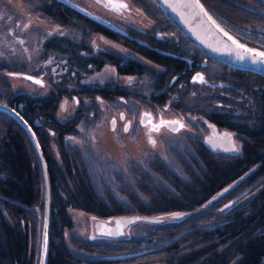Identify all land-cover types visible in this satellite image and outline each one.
<instances>
[{
	"label": "trees",
	"instance_id": "obj_1",
	"mask_svg": "<svg viewBox=\"0 0 264 264\" xmlns=\"http://www.w3.org/2000/svg\"><path fill=\"white\" fill-rule=\"evenodd\" d=\"M30 1L67 29L45 39L37 55L40 67L36 72L45 73L51 88L39 95L13 92L0 72V103L13 107L31 126L47 164L50 232L46 264H264V74L206 56L155 0H131L152 20L146 30L130 25L116 29L67 0ZM200 1L231 32L264 47V0ZM96 32L121 51L94 46L87 38ZM168 32L174 36L162 37ZM212 61L225 70L213 76L216 84L202 70ZM197 74L205 82L194 81ZM140 75L149 76L150 89L145 94L134 88L140 84ZM198 86L213 92L195 105L199 109L186 108L188 96L184 95ZM67 94L77 97L79 105L61 121L55 108L61 95ZM173 94L178 96L169 99ZM94 98L112 102L132 98L154 105L169 99L176 109L200 114L215 127L233 131L239 149H211L199 138L189 139L196 155L190 156L191 162L178 163L182 176L154 156L146 169L131 162L130 183L118 179L123 200L106 188L101 196L93 189L78 151L63 138L74 133L76 123L86 115V121L95 117L88 113V108H96ZM50 131L58 159L49 145ZM200 205L204 211L190 213ZM67 207L101 217L163 216L139 237L97 241L69 233L73 250L65 238L64 228L73 227ZM42 213L43 180L33 144L23 126L0 109V264H37Z\"/></svg>",
	"mask_w": 264,
	"mask_h": 264
},
{
	"label": "rangeland",
	"instance_id": "obj_2",
	"mask_svg": "<svg viewBox=\"0 0 264 264\" xmlns=\"http://www.w3.org/2000/svg\"><path fill=\"white\" fill-rule=\"evenodd\" d=\"M68 1L116 29L123 30L130 25L146 30L152 24V20L141 7L131 0H111L112 3L127 5L126 8L117 10L105 6L109 4V0ZM34 5L30 0H0V66L1 64L7 66L0 67V72L9 81L13 92L24 91L31 95H39L47 92L51 85L44 72H36V69L40 67L37 55L45 39L55 34L65 33L67 29L37 10ZM172 36H174L172 32L162 34V37L166 38ZM87 40L94 46L103 47L106 50L115 51L118 48L121 51V48L97 32L89 35ZM151 64L153 63L150 62ZM206 65L207 70L202 69L205 78L208 81L213 80L216 84L218 81L213 76L225 70L213 61ZM140 76V84L134 88L145 94L150 89L147 87L149 76ZM199 76L203 77L202 74ZM194 77H198V74ZM37 80L41 83H36ZM196 82L199 83L201 80L197 78ZM210 92L213 91H203L199 86L195 90L187 91L186 94L184 92L185 95H182L188 96L185 98L187 103L184 101V105L187 106L186 108L194 106L199 109L200 107L195 105H201L205 95H209ZM176 96L178 94H173L169 99ZM94 99L96 108H88V113L95 117H90L91 120L86 121V115L76 123L75 132L65 134L63 138L78 151L80 158L87 166L93 189L101 196L104 195L103 191L106 188L119 200H123L118 190V179L130 183L133 177L130 170L131 162L134 166L146 169L147 161L154 156H158L172 171L182 176L183 171L178 163L191 162L190 156L196 155L194 150H191L190 141L192 140L189 139L203 140V137L209 134L207 119L200 114L183 112L179 107L176 109L169 105V99L163 105H154L147 103L146 100L132 98L127 100L119 98L114 102ZM83 101L86 102V99ZM78 105L77 97L71 94L61 95L55 108L56 118L61 121L69 118ZM142 114H144L143 120H141ZM112 118L113 124H111ZM167 120L180 121L183 127L178 124L177 128L170 129L162 123ZM157 125H160L158 131L154 130ZM126 126L127 131L124 130ZM216 129L219 133L225 130L230 131L219 127ZM49 134L50 137L53 136L49 145L58 159L54 134L51 131ZM230 134L233 137L234 146L239 149L237 137L233 131H230ZM150 173L155 177L152 171ZM204 210V206L200 205L190 213L198 214ZM67 213L73 222L71 230L64 228L65 238L71 249L74 250V247L69 241V233L83 240L105 239L103 235L97 234L99 232H95L94 221L99 218L110 221V216L101 217L74 207H67ZM151 225H153L151 222L136 220L125 227L124 234L127 237H139L146 234V229Z\"/></svg>",
	"mask_w": 264,
	"mask_h": 264
},
{
	"label": "water",
	"instance_id": "obj_3",
	"mask_svg": "<svg viewBox=\"0 0 264 264\" xmlns=\"http://www.w3.org/2000/svg\"><path fill=\"white\" fill-rule=\"evenodd\" d=\"M155 1L172 20L179 31L207 56L223 62L231 67L264 74V63L259 62L261 58L257 57L256 62H253L252 56L250 54L244 52L243 49L237 48L236 45L233 44L232 41L226 36H224L222 32L217 31L216 27L208 20V16H205L204 13L200 11V8L195 6L197 0ZM199 4L203 5L200 0ZM204 9L208 12V15L216 21V24H218L222 29H224L225 32L231 35L239 43L244 44L247 48H252L257 51H264V48L241 40L235 34L226 29L216 18H214L205 6ZM239 56H243L244 59H240ZM0 109L12 115L23 126L33 144L40 163L43 180V213L37 264H46L50 226V183L47 164L36 136L27 121L19 114L18 111L7 104L0 103ZM143 119L144 114L141 116V120ZM169 121L176 120L166 121V125L170 129H175L177 124L167 123ZM111 124H113V118L111 119ZM210 129L211 134L204 138V141L208 147L212 149L221 148L228 152H233L235 150L233 141L228 133L218 134L215 132L212 125H210ZM230 185L231 184L221 188L212 196V198L223 192ZM173 215L178 216L179 214L174 213ZM136 220L161 221L162 217L140 214H126L114 216L111 219V222L102 219H96L94 221V230L95 232L117 238L124 234V228L127 224Z\"/></svg>",
	"mask_w": 264,
	"mask_h": 264
},
{
	"label": "snow or ice",
	"instance_id": "obj_4",
	"mask_svg": "<svg viewBox=\"0 0 264 264\" xmlns=\"http://www.w3.org/2000/svg\"><path fill=\"white\" fill-rule=\"evenodd\" d=\"M105 6L106 7H111L114 10L123 9V8L127 7L126 4H123V3H118V4L117 3H112L111 0H109V4H106ZM185 6H188V5H185ZM195 6L199 7L200 11L203 12L205 16H208V20L216 27L217 31L222 32L223 35L226 36L229 40H231L232 43L235 44L237 48L243 49L244 52L250 54L252 56L253 62H256V58L260 57L261 60L259 62L264 63V51H257V50L252 49V48H247L244 44H241L237 40H235L231 35H229L227 32H225L224 29H222L218 24H216V21L213 20L212 17L208 15V12L204 9V6L199 4V0H197ZM239 58L240 59H244L243 56H239ZM197 78H199L201 81L203 80V77H200L199 74H198V77H194L193 80L195 81V80H197ZM28 79H31V77H28ZM35 82L38 83V84L41 83V81H39V80H37ZM146 115H148V114H146ZM149 122H151V121L149 120ZM162 123H164V122L162 121ZM167 123L180 124V121H169ZM180 126L183 127V124H180ZM159 127H160V125H157L154 130L158 131ZM124 130L127 131L128 127L126 126Z\"/></svg>",
	"mask_w": 264,
	"mask_h": 264
},
{
	"label": "bare ground",
	"instance_id": "obj_5",
	"mask_svg": "<svg viewBox=\"0 0 264 264\" xmlns=\"http://www.w3.org/2000/svg\"><path fill=\"white\" fill-rule=\"evenodd\" d=\"M33 133H34V131H33ZM35 134V133H34Z\"/></svg>",
	"mask_w": 264,
	"mask_h": 264
}]
</instances>
